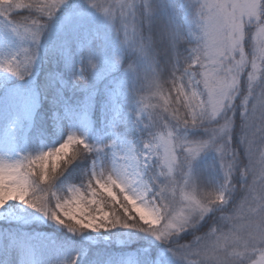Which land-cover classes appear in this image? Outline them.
<instances>
[{
    "label": "snow or ice",
    "instance_id": "snow-or-ice-1",
    "mask_svg": "<svg viewBox=\"0 0 264 264\" xmlns=\"http://www.w3.org/2000/svg\"><path fill=\"white\" fill-rule=\"evenodd\" d=\"M0 26L27 96L0 89V136L56 138L0 158V264H264V0H0Z\"/></svg>",
    "mask_w": 264,
    "mask_h": 264
},
{
    "label": "rangeland",
    "instance_id": "rangeland-1",
    "mask_svg": "<svg viewBox=\"0 0 264 264\" xmlns=\"http://www.w3.org/2000/svg\"><path fill=\"white\" fill-rule=\"evenodd\" d=\"M100 3H111L112 0H99ZM59 20V19H57ZM92 31L98 32L97 28L95 26H90ZM112 32L108 31V33L105 34V37H93V39H99L101 41L106 42L111 38ZM20 45V41L16 38V36L11 33L9 29L5 26H0V55H10L13 52L17 50V48ZM41 67H44V64L42 62ZM103 68V67H101ZM9 85H14L15 87L20 89V96H19V102L21 103L22 108L27 107V96L25 95V85L19 84L18 81H16L15 77H11L10 75H7L5 73L0 72V89L4 87L5 82ZM17 101L13 98H5L2 93H0V115H3L7 112V108L9 104H14ZM76 131H84L86 138L89 141H92L96 137L93 135L92 131L90 129L85 128L83 125L80 127L75 128ZM56 142V138H49L46 140L38 141L37 143L33 144L30 141L25 139H19V140H8L4 138L3 136H0V158L6 160V161H12L17 159L20 155L27 153V152H34L36 150L40 149H46L49 146L54 145ZM67 183H74L69 182ZM9 203H15V202H9ZM20 210L17 209L16 217L19 220V223L24 228H35L37 234H51L46 230L45 223L38 221L35 217H20L19 215ZM2 215H0V219H2ZM92 235L97 236V234L93 233ZM76 251L75 248H68L64 246V250L62 255L71 258L73 253Z\"/></svg>",
    "mask_w": 264,
    "mask_h": 264
},
{
    "label": "trees",
    "instance_id": "trees-1",
    "mask_svg": "<svg viewBox=\"0 0 264 264\" xmlns=\"http://www.w3.org/2000/svg\"><path fill=\"white\" fill-rule=\"evenodd\" d=\"M70 7H71V4L69 3V8ZM68 10L69 9H63L62 12H61V15H63V12H66ZM86 11L89 14H91L89 27L90 26H96L98 28L99 37L103 38V37H105V34L108 33V31L112 32L110 25L107 23V21L101 15L94 13V11L91 8H87ZM26 15H27L26 12L21 11L20 14L16 17V19L22 22L23 17L26 16ZM56 19H59V17H57ZM105 44H106V40L102 41V39H101V45H102L101 51H103V47H104ZM103 66H104L103 63H101V67H103ZM69 168H72V165H69ZM64 176H67V169L65 170ZM64 176H62L60 179L63 180ZM69 182L77 183L78 181L69 180ZM49 229H50V226L47 224L46 225V230L48 232H50ZM69 235H71V234H69ZM95 237L96 236L92 235L91 237H89V239L92 240L93 243H96V241L94 239ZM72 244H73V242L69 241L65 246L68 247V248H75V247L72 246ZM121 244H122V241L120 239V234H117L115 237H113V243L111 244V247H112V249L115 250V249L119 248L121 246Z\"/></svg>",
    "mask_w": 264,
    "mask_h": 264
}]
</instances>
